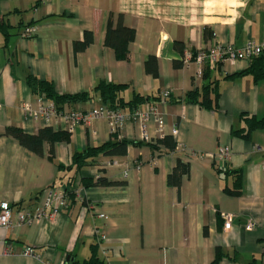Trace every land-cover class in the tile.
Instances as JSON below:
<instances>
[{
    "label": "crops",
    "instance_id": "1",
    "mask_svg": "<svg viewBox=\"0 0 264 264\" xmlns=\"http://www.w3.org/2000/svg\"><path fill=\"white\" fill-rule=\"evenodd\" d=\"M150 3L0 0V15L6 14L9 24L7 36L0 31V203L42 205L49 186L65 184L70 176L85 193L83 201L72 196L53 220L19 224L12 217L0 231V264H73L87 258L93 244L109 264H264V129L248 138L231 133L244 126L242 114L264 115V54L250 61L224 60L201 71L194 62L182 63L187 49L263 41L264 0H244L229 15L202 20L180 8L156 14ZM119 14L135 30L125 59L104 43L108 22L116 26ZM27 25L35 31L24 38ZM86 31L93 39L77 49ZM151 55L156 75L146 68ZM28 74L51 80L59 94H90L62 104L61 111L102 105L93 94L99 81L127 84L121 93L125 102L135 94L147 99L118 110L131 115L154 105L163 117V132H157L152 118L144 133L135 119L114 133L101 118L71 130L60 117L35 121L21 111L24 101L38 106L39 96L26 83ZM212 81L218 94L211 91L209 98L215 109L185 100L188 91ZM164 90L170 95L162 100ZM44 127L67 131L69 138L43 142L36 153L6 133L18 128L35 134ZM109 139L129 141L126 154L98 156L76 173L68 168L75 151ZM221 147L230 154L218 163L214 155ZM177 162L183 164L179 182L169 183ZM98 176L122 184L84 188L80 182ZM222 213L233 215L227 230ZM248 220L255 223L252 229L245 228ZM27 247L32 255L24 253ZM217 252L222 257L213 263Z\"/></svg>",
    "mask_w": 264,
    "mask_h": 264
},
{
    "label": "trees",
    "instance_id": "2",
    "mask_svg": "<svg viewBox=\"0 0 264 264\" xmlns=\"http://www.w3.org/2000/svg\"><path fill=\"white\" fill-rule=\"evenodd\" d=\"M8 16L6 14L0 15V31L4 36L8 35ZM135 37V30L131 27L125 26L122 22V15H118V21L116 26H112L110 21L108 22L104 43L107 46H110L114 49L115 55L118 59L127 58L128 45L133 41ZM93 39V33L91 31H86L83 34V38L80 41L76 42L77 49L85 48ZM155 57L153 55L149 56L146 62V68L148 71H151L153 75H156V66H155ZM247 70L243 71L246 72ZM26 83L30 87L33 93H36L38 96H43L49 101L53 102L54 105L59 109L62 104L77 101L85 100L90 98L88 92H80L74 94H59L52 83L51 80L41 79L34 75L28 74L26 77ZM127 88V84L123 83H110L99 81L95 84L93 88V94L97 95L102 104L106 105L110 109L118 110L119 107L128 105L135 107L136 104L147 99L139 94H135L133 98L125 102L121 98V93ZM216 85L212 81L209 84L204 85L201 90L194 89L188 91L185 95V100L198 103L202 106H205L210 109H215L216 105L212 104L209 94L211 91L215 92ZM217 97V92L214 93ZM200 97V98H199ZM244 126L239 129H233L231 133L242 138H248L251 132L255 129H264V115L260 118H257L254 115L242 114L241 115ZM6 133L15 137L20 144L26 148L40 153L42 149L43 142H50L53 144L56 140H65L69 138V133L54 131L50 127L40 128L35 134H28L23 132L18 128H9L6 130ZM114 138V137H113ZM130 142L125 139H109L101 144L86 146L82 150L75 151L71 155V163L68 168H73L74 172H78L83 167L87 166L98 156H123L127 152V147ZM59 169H62L63 166L57 164ZM183 170V164L177 162L176 166L173 168L172 172L168 175V182L173 184H178L179 176ZM221 171V169H217ZM227 173L228 171H224ZM236 172V171H232ZM238 172V171H237ZM236 172V173H237ZM75 176L68 177L66 181V191L67 198L71 201L72 196L75 195V189L77 184L75 182ZM240 180V175L237 177V183L235 184L236 190H239L238 181ZM80 182L84 188L89 187H98V186H112L116 184H122V182L110 181L103 176L93 177H81ZM222 257L220 252L216 253L213 263L218 262ZM73 264H109L104 258L99 256L97 252V244L91 245L90 255L82 260L74 261Z\"/></svg>",
    "mask_w": 264,
    "mask_h": 264
},
{
    "label": "built area",
    "instance_id": "3",
    "mask_svg": "<svg viewBox=\"0 0 264 264\" xmlns=\"http://www.w3.org/2000/svg\"><path fill=\"white\" fill-rule=\"evenodd\" d=\"M35 27L33 25H27L22 30V36L29 38L33 35ZM264 54V40L261 42H255L251 39L246 40L240 47L233 46L232 44L216 43L208 49H199L192 51L187 49L184 51L182 56V63L188 64L194 62L198 70L206 66H215L224 60L230 61H250L260 55ZM170 95L169 90L161 92V99L164 100ZM21 111L25 116L32 118L33 120H48L50 117H60L67 124V129L71 130L75 124H87L94 119H104L111 132H116L128 119H135L141 123L143 133L145 132L146 122L152 118L156 124V129L159 134L163 132V117L156 110L154 105H148L146 111L142 112L139 109L134 110L131 115L123 113L119 110L108 108L102 104L97 108H92L87 111L59 110L53 102L48 101L45 97H38V106L33 109L28 101H24L21 104ZM172 135L177 134V128L173 127L171 130ZM229 148L221 147L215 153L214 158L218 163L224 162L229 158ZM264 168V164H263ZM75 196L83 201L85 199L84 190L75 189ZM69 200L67 198V191L65 184L51 185L47 189L46 198L42 205L30 208L28 206H17L6 202L0 203V231L3 228L9 227L11 224L12 217H15L19 224H29L41 220H53L54 217L67 208ZM102 216V215H101ZM222 219L224 220V229L230 228L233 215L231 213H222ZM255 223L248 220L245 223L246 229H252ZM104 235L99 236V243L103 241ZM105 254L106 249H102ZM26 255H32L33 250L31 247H27L24 251Z\"/></svg>",
    "mask_w": 264,
    "mask_h": 264
},
{
    "label": "rangeland",
    "instance_id": "4",
    "mask_svg": "<svg viewBox=\"0 0 264 264\" xmlns=\"http://www.w3.org/2000/svg\"><path fill=\"white\" fill-rule=\"evenodd\" d=\"M150 3L155 8L156 14H167L169 12H177L178 8L182 9L183 13H191L193 18L202 20L208 16H226L229 13L237 10L244 0H152ZM149 5V6H150ZM168 7V8H167ZM170 7H176L175 10ZM170 9V10H169ZM169 11V12H168Z\"/></svg>",
    "mask_w": 264,
    "mask_h": 264
}]
</instances>
